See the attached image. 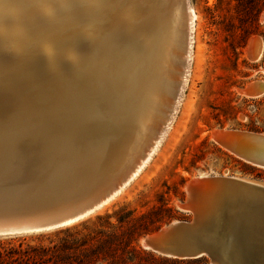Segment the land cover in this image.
<instances>
[{"label":"bare ground","instance_id":"6f19581e","mask_svg":"<svg viewBox=\"0 0 264 264\" xmlns=\"http://www.w3.org/2000/svg\"><path fill=\"white\" fill-rule=\"evenodd\" d=\"M181 11L187 17L186 31L181 30L189 54L194 17L187 0H0V151L67 152L75 165L59 159L58 167L44 173L43 191L69 192L84 179L94 187L97 179L110 187L106 198L81 220L107 206L163 138L159 129L152 133L147 152L137 156L139 138L135 142V131L129 129L143 115L136 107H144L154 93L151 84H161L150 68L158 62L155 59L162 61L163 47L177 46L173 25L180 22ZM247 55H261V46L255 47L252 39ZM189 57L179 61L184 68ZM183 70L185 76L187 69ZM181 89L182 84L177 95ZM257 89L264 91V83H252L241 92L257 95ZM128 119L134 123L129 129L124 128ZM147 122L155 127L154 120ZM142 134L140 139L145 138ZM16 154L11 163L19 169Z\"/></svg>","mask_w":264,"mask_h":264},{"label":"rangeland","instance_id":"374dc122","mask_svg":"<svg viewBox=\"0 0 264 264\" xmlns=\"http://www.w3.org/2000/svg\"><path fill=\"white\" fill-rule=\"evenodd\" d=\"M187 3L194 17L191 53L187 54L185 47L187 17L181 11L180 22L173 25L176 34L173 46H177L171 47L173 50L163 47L162 61L155 59L158 62L150 68L161 84L158 87L151 84L154 93L147 97L144 107L140 104L136 107L143 113L134 119L136 124L132 125L131 119L124 121V128L132 125L129 130L135 131V142L144 132L145 138L141 136L136 143L137 156L140 151L147 152L152 133L161 131L163 138L155 143L143 168L107 206L71 226L0 236V264H210L207 256L198 259L161 256L144 249L142 239L169 223L192 218V213L181 210L178 203L185 197V184L194 177L232 175L264 182V169L238 159L212 138L218 128L264 134V91L257 89V95L241 92L252 83H264L261 19L264 0H187ZM250 39L255 47L261 46L258 59L247 55ZM168 55L171 58L166 59ZM181 55L190 56L188 68L180 64ZM167 66L170 68L165 70ZM177 69L180 71L176 72ZM183 69H187L185 76ZM180 84L183 89L177 95ZM170 101L175 111L167 121ZM137 118L143 125H138ZM144 118L154 120L155 127ZM130 241L131 245L125 247Z\"/></svg>","mask_w":264,"mask_h":264},{"label":"water","instance_id":"95a60500","mask_svg":"<svg viewBox=\"0 0 264 264\" xmlns=\"http://www.w3.org/2000/svg\"><path fill=\"white\" fill-rule=\"evenodd\" d=\"M212 138L238 159L264 169V134L218 128ZM14 153L22 165L19 169L11 163ZM59 159L75 165L62 149L57 154L39 149L0 151V236L66 226L84 218L106 198L110 187L98 179L96 187L84 179L69 192L43 191V175L58 167ZM178 207L192 213V218L147 234L142 239L144 249L168 258L207 256L210 264H264V182L232 175L197 176L185 184V197Z\"/></svg>","mask_w":264,"mask_h":264},{"label":"trees","instance_id":"16d2710c","mask_svg":"<svg viewBox=\"0 0 264 264\" xmlns=\"http://www.w3.org/2000/svg\"><path fill=\"white\" fill-rule=\"evenodd\" d=\"M71 226V225H70ZM64 228H66V227H64ZM60 229H62V228H60ZM60 229H56V230H60ZM56 230H54V231H56ZM39 233H42V232H39ZM131 242L132 241H130V242H128L126 245H125V247H128L129 245H131ZM131 248V250H135L134 248H132V247H130ZM0 257H1V253H0ZM154 257V256H153ZM18 259V258H17ZM25 264H28V263H25Z\"/></svg>","mask_w":264,"mask_h":264}]
</instances>
